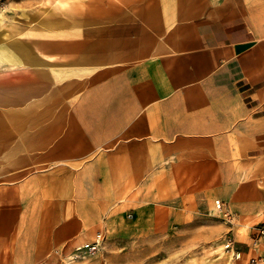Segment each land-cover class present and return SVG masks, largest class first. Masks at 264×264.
Listing matches in <instances>:
<instances>
[{
  "label": "crops",
  "instance_id": "0c3cea01",
  "mask_svg": "<svg viewBox=\"0 0 264 264\" xmlns=\"http://www.w3.org/2000/svg\"><path fill=\"white\" fill-rule=\"evenodd\" d=\"M85 19H57L72 37L24 60L39 104L19 105L30 114L0 150L1 257L31 264L127 222L135 233L117 237L135 240L137 226L186 223L213 200L235 230L249 224L251 253L264 225V0H89Z\"/></svg>",
  "mask_w": 264,
  "mask_h": 264
},
{
  "label": "rangeland",
  "instance_id": "374dc122",
  "mask_svg": "<svg viewBox=\"0 0 264 264\" xmlns=\"http://www.w3.org/2000/svg\"><path fill=\"white\" fill-rule=\"evenodd\" d=\"M88 4L89 0H0V42L9 43L15 39L29 42L35 39L38 43L41 40L54 43L57 38L72 37L71 32L63 30L65 27L61 29L64 32L57 34V19L64 24L74 21L70 29L74 25L83 28ZM34 52L40 56L36 45ZM16 53L9 49L6 54L10 58H6L0 52V150L5 148L3 143L9 144V131H13L10 126L22 124L25 116L30 114H25L19 105H23L25 100L39 104L38 96L35 98L34 95L39 93L40 73L36 67L30 68L28 65L25 68L23 60L15 58ZM19 75H28L31 83L24 84L19 80L7 83L9 77L17 78ZM4 172L0 167V181L5 178L1 176ZM236 220L225 206L221 212L216 210L213 200L211 206L199 208L186 223L137 226L139 237L135 240L117 237V232L126 231L128 235L135 233V228L128 222L109 229L99 226L93 238L100 233L102 242L94 254L77 256L79 254L75 250L78 245L66 244L49 248L42 256L33 255L31 264H264V250L253 247L251 238L249 246L253 251L250 253L245 248L240 249L243 242L248 241L249 224L243 222L235 230ZM228 239L240 256H232L225 248ZM7 251L0 250V254L6 256ZM241 251L245 254H241ZM33 252L43 250L36 245ZM6 257L0 255V264L12 263ZM19 261L22 258L17 259V264Z\"/></svg>",
  "mask_w": 264,
  "mask_h": 264
},
{
  "label": "built area",
  "instance_id": "2783aa9c",
  "mask_svg": "<svg viewBox=\"0 0 264 264\" xmlns=\"http://www.w3.org/2000/svg\"><path fill=\"white\" fill-rule=\"evenodd\" d=\"M223 206L224 204L220 200H215L216 210L221 212L223 210ZM101 242L102 236L100 233H98L90 242H86L76 247L75 251L77 254H79L77 256L94 254L100 248ZM251 243L253 247H261L264 250V225H258L254 228V233L251 236ZM225 248L231 252L232 256H240V253L234 249V246L230 239L227 240Z\"/></svg>",
  "mask_w": 264,
  "mask_h": 264
},
{
  "label": "bare ground",
  "instance_id": "6f19581e",
  "mask_svg": "<svg viewBox=\"0 0 264 264\" xmlns=\"http://www.w3.org/2000/svg\"><path fill=\"white\" fill-rule=\"evenodd\" d=\"M1 41V40H0ZM0 52L1 54H3L6 58H10V56L8 54H6V52L10 49L11 52H17L16 55H15V58L17 60H32L31 64H40V60L38 58V56L35 54L34 52V45L38 46L39 48V44L37 40H31L29 42L27 41H22L20 39H15L9 43H1L0 42ZM28 63V62H27ZM16 65V64H14ZM24 66H26L24 64ZM22 78V82H25L26 81V77L23 76V75H19L17 78L16 76H14L13 78L12 77H9L8 78V81H11V82H15V80H20ZM15 79V80H14Z\"/></svg>",
  "mask_w": 264,
  "mask_h": 264
}]
</instances>
